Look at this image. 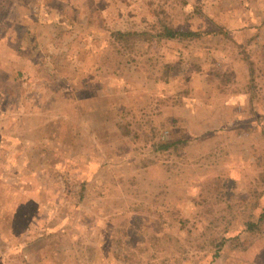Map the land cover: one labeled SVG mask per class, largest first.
Wrapping results in <instances>:
<instances>
[{
  "label": "rangeland",
  "instance_id": "obj_1",
  "mask_svg": "<svg viewBox=\"0 0 264 264\" xmlns=\"http://www.w3.org/2000/svg\"><path fill=\"white\" fill-rule=\"evenodd\" d=\"M22 1L0 264H264V0Z\"/></svg>",
  "mask_w": 264,
  "mask_h": 264
},
{
  "label": "crops",
  "instance_id": "obj_2",
  "mask_svg": "<svg viewBox=\"0 0 264 264\" xmlns=\"http://www.w3.org/2000/svg\"><path fill=\"white\" fill-rule=\"evenodd\" d=\"M6 1L12 3L0 5V93L2 94L0 105L2 99L5 102V96L12 84L11 80L7 78L11 76L5 73V69L15 70L14 65L16 64L14 63L21 67L24 66L28 45L36 43L43 37L54 39L50 36L52 22L50 18L45 19L42 14L44 11L51 13V9L47 10L44 3L34 7V4L25 6L22 0ZM15 71L17 75L22 74L27 77L26 68H18ZM0 109L5 110V103L1 105ZM5 114L6 112H3V115Z\"/></svg>",
  "mask_w": 264,
  "mask_h": 264
}]
</instances>
